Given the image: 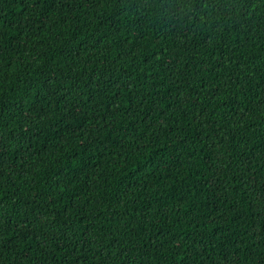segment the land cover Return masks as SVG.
Here are the masks:
<instances>
[{
	"label": "trees",
	"instance_id": "16d2710c",
	"mask_svg": "<svg viewBox=\"0 0 264 264\" xmlns=\"http://www.w3.org/2000/svg\"><path fill=\"white\" fill-rule=\"evenodd\" d=\"M0 264H264V0H0Z\"/></svg>",
	"mask_w": 264,
	"mask_h": 264
}]
</instances>
